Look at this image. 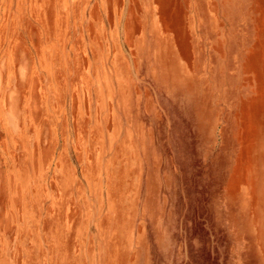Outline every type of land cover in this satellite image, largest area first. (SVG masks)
Here are the masks:
<instances>
[{"label": "rangeland", "instance_id": "obj_1", "mask_svg": "<svg viewBox=\"0 0 264 264\" xmlns=\"http://www.w3.org/2000/svg\"><path fill=\"white\" fill-rule=\"evenodd\" d=\"M0 264H264V0H0Z\"/></svg>", "mask_w": 264, "mask_h": 264}]
</instances>
